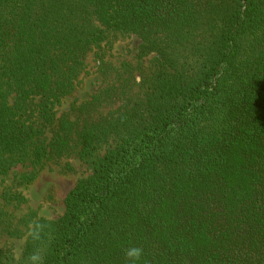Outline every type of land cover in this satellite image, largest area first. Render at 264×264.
<instances>
[{
	"label": "trees",
	"instance_id": "trees-1",
	"mask_svg": "<svg viewBox=\"0 0 264 264\" xmlns=\"http://www.w3.org/2000/svg\"><path fill=\"white\" fill-rule=\"evenodd\" d=\"M115 35L154 55L142 96L101 60L57 117ZM75 148L91 173L61 216H24L19 264H264V0H0V174Z\"/></svg>",
	"mask_w": 264,
	"mask_h": 264
},
{
	"label": "rangeland",
	"instance_id": "rangeland-1",
	"mask_svg": "<svg viewBox=\"0 0 264 264\" xmlns=\"http://www.w3.org/2000/svg\"><path fill=\"white\" fill-rule=\"evenodd\" d=\"M138 46L139 40L133 35H115L104 49L91 51L86 57V65L78 78L76 90L56 107V116L68 114L73 119V106L88 100L100 89L103 85V74L99 69L101 60L109 65L106 73L112 76L116 70L125 76L131 73L134 81L131 94L134 97L142 96L146 86L144 81L153 74L155 61L152 54L140 56ZM110 110L106 107L100 113L105 115ZM51 136V128H46L44 141L48 142ZM75 151L76 148L63 157L46 160L41 168H35L29 163L20 164L7 175L0 174V194L3 193L0 203L4 206L3 211L7 212L0 228V251L5 264H19L31 221L38 217L55 219L61 216L65 211L64 199L67 193L79 179L90 175V165L81 161ZM103 153L104 150L99 155ZM32 173H36L32 182L23 180V177ZM27 214L29 216L26 218H31V221L26 219L27 225H24L22 219ZM4 227L13 230L14 234L10 235V230L4 231Z\"/></svg>",
	"mask_w": 264,
	"mask_h": 264
},
{
	"label": "clouds",
	"instance_id": "clouds-1",
	"mask_svg": "<svg viewBox=\"0 0 264 264\" xmlns=\"http://www.w3.org/2000/svg\"><path fill=\"white\" fill-rule=\"evenodd\" d=\"M33 238H39L38 232L33 233ZM125 256L127 257L129 264H140L143 257V249L136 246H130L125 250Z\"/></svg>",
	"mask_w": 264,
	"mask_h": 264
}]
</instances>
